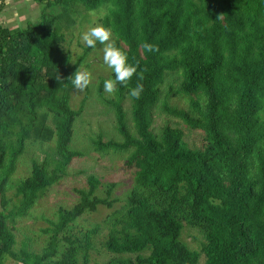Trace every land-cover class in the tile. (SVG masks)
Instances as JSON below:
<instances>
[{
	"label": "trees",
	"instance_id": "trees-1",
	"mask_svg": "<svg viewBox=\"0 0 264 264\" xmlns=\"http://www.w3.org/2000/svg\"><path fill=\"white\" fill-rule=\"evenodd\" d=\"M5 2L0 0V9ZM33 2L39 6L36 22L27 21L24 28L0 25V264H6V255L12 264H77L78 254L86 262L95 229L74 233L72 223L116 202L112 185L97 197L99 180L89 175L87 188L77 189L79 200L71 208L59 207L57 219L45 229L49 235L41 253L29 252L26 243L12 248L14 233L6 219L24 216L79 155L70 144L83 107L74 109L69 103L74 86L68 77L76 67L61 46L60 30L62 19L74 22L69 14L78 4L86 10L108 7L102 25L111 29L129 63L139 64L129 88L138 82L144 86L140 99L131 98L136 136L128 131L123 111L129 88L118 84L117 99L107 102L123 141L97 142L100 148H135L127 158L135 184L110 216L104 245L115 255L106 264H131L124 254L135 255L138 264H197L201 254L203 264H264V150L256 153L255 177L247 173L254 147L264 136L259 115L264 106V0H198L199 5L194 0ZM145 42L158 51H146L141 46ZM177 68L182 69L181 91L203 90L207 97L201 118L171 110L203 130L200 149L188 147L178 127L165 125L160 138L150 131L149 109L158 99L159 84L168 70ZM143 69L144 79L138 81ZM102 90L100 82L98 93ZM42 108L52 113L54 131L46 126ZM52 133L54 166L47 155L32 161L30 174L16 187L19 204L7 210L6 183L25 141ZM220 174L228 175L227 185ZM186 224L202 231L199 250L181 240ZM61 242L66 247L57 257Z\"/></svg>",
	"mask_w": 264,
	"mask_h": 264
},
{
	"label": "rangeland",
	"instance_id": "rangeland-1",
	"mask_svg": "<svg viewBox=\"0 0 264 264\" xmlns=\"http://www.w3.org/2000/svg\"><path fill=\"white\" fill-rule=\"evenodd\" d=\"M194 2L195 5H199L198 0H194ZM75 10L69 14L74 22L62 19L60 30L64 36L61 46L68 54L71 66L76 67L77 70L80 65H83L92 73V82L87 88L86 98L84 97L86 89L79 92L74 87L69 100L72 108L78 109L81 105L83 107L81 114L73 123L70 144V148L78 151L79 155L71 160L69 165L64 168L63 174H60L59 178L44 191L24 216H17L13 221L6 219V222L14 233L15 244L12 247L14 250L19 249L22 243H26L29 252L41 253L48 241L49 233H46L45 229L51 227L50 221L57 219L58 208H71L79 200L77 189H86L87 177L93 175L99 180L95 195L104 197L106 189L112 185L111 198L116 199V202L110 208L100 205L96 211L80 215L72 223V231L75 233L85 229H95L91 237L87 261H83L82 254H78L77 264H106L107 260L115 255L108 251L104 245L110 231L112 219L110 216L124 205L127 194L135 184L133 167L127 166V158L135 148L125 150L112 147L100 148L97 143L98 141L106 143L109 140L123 141L117 129L115 111L107 102L115 101L117 96L104 91V81L112 79L113 71L104 64L102 46L98 42L95 48L89 47L88 51H86L88 46L82 42V34L90 26L102 24L101 20L108 13V7L101 5L96 9L86 10L78 4ZM38 16L39 6L33 0H7L0 9V25L8 29L24 28L27 21L36 22ZM112 38L114 39V34ZM181 79V68L168 70L164 74L159 84L158 99L149 109L150 131L160 138L165 125L178 127L183 131V141L186 145L190 148L200 149L204 144L203 130L192 128L182 117L173 114L171 110L184 111L189 116L201 118L200 111L204 107L207 97L203 90L192 94L181 91ZM100 82H103L102 94L98 93ZM194 102L198 106H195ZM122 104L127 129L132 136H136V125L132 115L133 101L128 94L125 95ZM39 112L46 113L47 110L42 108L39 109ZM46 115V126L54 131L52 113L47 112ZM259 115L264 124V106ZM259 150H264V136L255 145L248 163L247 173L251 178L256 174V153ZM54 151V133L48 138H29L25 141L24 149L16 159L15 169L6 183L5 208L7 210L19 204L20 194L16 187L22 179L30 174L32 161L40 162L47 155L53 167L56 162ZM220 175L223 183L227 185L228 175ZM180 238L190 250H199L204 242L202 231L187 224L183 226ZM65 247L64 242L59 244L57 257ZM147 253L148 250H144L143 254ZM127 256H129L131 264H138L135 255H122L124 258ZM203 262L204 256L201 254L197 264H203ZM5 263L12 264L9 255L5 256Z\"/></svg>",
	"mask_w": 264,
	"mask_h": 264
},
{
	"label": "clouds",
	"instance_id": "clouds-1",
	"mask_svg": "<svg viewBox=\"0 0 264 264\" xmlns=\"http://www.w3.org/2000/svg\"><path fill=\"white\" fill-rule=\"evenodd\" d=\"M112 37L111 29L102 24L90 26L82 34V42L88 47L95 48L97 42L102 46L103 62L115 75V79H107L104 81V91L108 94H115L118 84L129 88V82L137 74L139 67L138 62L135 64L129 63L127 53L117 46L115 39ZM141 46L148 52L158 51V48L151 43L145 42ZM145 71L146 69H143L139 72L138 81H143ZM68 79L76 90L83 92L92 82V73L85 69L83 65H80ZM143 88V84L138 82L134 87L129 88V97L132 99H140Z\"/></svg>",
	"mask_w": 264,
	"mask_h": 264
},
{
	"label": "crops",
	"instance_id": "crops-1",
	"mask_svg": "<svg viewBox=\"0 0 264 264\" xmlns=\"http://www.w3.org/2000/svg\"><path fill=\"white\" fill-rule=\"evenodd\" d=\"M7 1V0H6ZM11 1V0H10Z\"/></svg>",
	"mask_w": 264,
	"mask_h": 264
}]
</instances>
